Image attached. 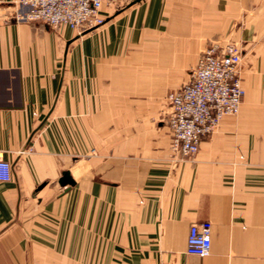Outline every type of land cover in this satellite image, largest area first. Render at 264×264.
Wrapping results in <instances>:
<instances>
[{
  "label": "crops",
  "instance_id": "1",
  "mask_svg": "<svg viewBox=\"0 0 264 264\" xmlns=\"http://www.w3.org/2000/svg\"><path fill=\"white\" fill-rule=\"evenodd\" d=\"M20 10L0 0V264H264V0H112L84 32ZM230 41L239 112L176 161L167 90Z\"/></svg>",
  "mask_w": 264,
  "mask_h": 264
},
{
  "label": "built area",
  "instance_id": "2",
  "mask_svg": "<svg viewBox=\"0 0 264 264\" xmlns=\"http://www.w3.org/2000/svg\"><path fill=\"white\" fill-rule=\"evenodd\" d=\"M112 0H20V20L42 21L54 29L68 25L79 32L104 23L101 9ZM242 49L236 42L211 43L201 53L189 79L167 93L165 115L171 149L177 160L192 157L204 137L212 134L222 118L239 112L245 89L240 75ZM13 164L0 159V181L12 178ZM212 247V224L190 225L187 252L206 256Z\"/></svg>",
  "mask_w": 264,
  "mask_h": 264
},
{
  "label": "water",
  "instance_id": "3",
  "mask_svg": "<svg viewBox=\"0 0 264 264\" xmlns=\"http://www.w3.org/2000/svg\"><path fill=\"white\" fill-rule=\"evenodd\" d=\"M60 183L63 185L74 183V180L69 171H64L62 177L60 178Z\"/></svg>",
  "mask_w": 264,
  "mask_h": 264
},
{
  "label": "rangeland",
  "instance_id": "4",
  "mask_svg": "<svg viewBox=\"0 0 264 264\" xmlns=\"http://www.w3.org/2000/svg\"><path fill=\"white\" fill-rule=\"evenodd\" d=\"M203 51H204V50H203ZM192 68H193V67H192ZM187 77H188V76H186V79H187ZM188 78H189V77H188ZM186 79H185V80H186ZM185 80H184V81H185ZM185 82H186V81H185ZM179 86H180V85H178V86H170V87L168 88V90H167V93H168L169 90H171V89H175V88H177V87H179ZM166 104H167V107L169 108V105H168L167 102H166Z\"/></svg>",
  "mask_w": 264,
  "mask_h": 264
}]
</instances>
